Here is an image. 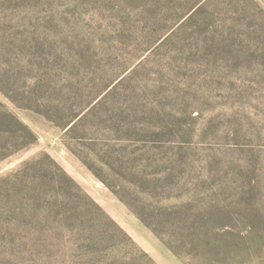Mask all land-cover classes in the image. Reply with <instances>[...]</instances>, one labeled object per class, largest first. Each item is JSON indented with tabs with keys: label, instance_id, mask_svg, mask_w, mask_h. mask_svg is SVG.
<instances>
[{
	"label": "rangeland",
	"instance_id": "374dc122",
	"mask_svg": "<svg viewBox=\"0 0 264 264\" xmlns=\"http://www.w3.org/2000/svg\"><path fill=\"white\" fill-rule=\"evenodd\" d=\"M0 264H264V0H0Z\"/></svg>",
	"mask_w": 264,
	"mask_h": 264
}]
</instances>
